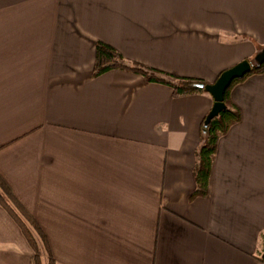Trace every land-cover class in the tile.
I'll return each instance as SVG.
<instances>
[{
	"label": "crops",
	"instance_id": "0c3cea01",
	"mask_svg": "<svg viewBox=\"0 0 264 264\" xmlns=\"http://www.w3.org/2000/svg\"><path fill=\"white\" fill-rule=\"evenodd\" d=\"M98 40L212 83L264 45V0H0V178L55 264H263L264 72L230 89L240 119L193 195L212 97L94 77ZM32 256L0 204V264Z\"/></svg>",
	"mask_w": 264,
	"mask_h": 264
},
{
	"label": "trees",
	"instance_id": "16d2710c",
	"mask_svg": "<svg viewBox=\"0 0 264 264\" xmlns=\"http://www.w3.org/2000/svg\"><path fill=\"white\" fill-rule=\"evenodd\" d=\"M111 69H121L133 72L141 75L147 82L167 85L172 89L173 96L176 97L205 92L204 89L198 87L197 84H207V82L201 79L174 75L154 67L130 61L111 45L98 40L95 44V61L92 75L96 77ZM262 72H264V63L260 65H253L249 73L240 79L233 80L224 93L223 103L225 107L217 114V116L213 117L207 125L204 124L206 117L203 119L200 125L201 144L196 152V163L193 171L197 185L193 195H206L208 193V181L217 141L219 137L228 131L231 125L240 119L239 110L230 102V89L235 83L243 80L247 75L259 74ZM0 189L6 194L7 199L9 200L10 204L13 205L16 211L9 207V204L6 201H3L1 195L0 204L18 223L30 247L34 251V255L32 256V264H42L40 261V249L37 245V240L31 234L32 228L37 233L41 243L45 247V251L48 255L47 264H55L54 259L51 257L50 248L45 233L39 227L33 216L14 198L9 187L1 178ZM18 214L25 221H27V224L31 225V230L26 227L23 221H21ZM260 238L263 248L258 253L257 258L264 264V232L261 234Z\"/></svg>",
	"mask_w": 264,
	"mask_h": 264
},
{
	"label": "water",
	"instance_id": "95a60500",
	"mask_svg": "<svg viewBox=\"0 0 264 264\" xmlns=\"http://www.w3.org/2000/svg\"><path fill=\"white\" fill-rule=\"evenodd\" d=\"M262 63H264V45L256 52L252 60L244 59L223 70L212 83L197 84L198 87L203 88L205 92L210 94L213 99V105L204 121L205 125L225 107L223 103L224 93L232 81L240 79L249 73L253 65H260Z\"/></svg>",
	"mask_w": 264,
	"mask_h": 264
},
{
	"label": "rangeland",
	"instance_id": "374dc122",
	"mask_svg": "<svg viewBox=\"0 0 264 264\" xmlns=\"http://www.w3.org/2000/svg\"><path fill=\"white\" fill-rule=\"evenodd\" d=\"M0 195H1V198L3 199V201H6L8 204H9V207L13 208L14 211H16L13 207V205L10 204L9 200L7 199L6 197V194L0 189ZM19 215V214H18ZM21 221H23V223L26 225L27 228H29L31 230V225L30 224H27V221H25L20 215H19ZM40 227V226H39ZM41 228V227H40ZM42 229V228H41ZM44 232V231H43ZM31 234L33 235V237L37 240V245L40 249L39 251V254H40V261L42 264H47L48 262V255L45 251V247L43 246V244L41 243L40 241V238L39 236L37 235V233L33 230L32 228V231H31ZM47 237V236H46ZM47 241H48V238H47ZM41 243V244H40ZM48 245H49V241H48ZM49 248H50V245H49ZM33 251V250H32ZM50 253H51V249H50ZM33 255H34V251H33ZM51 257L52 259L53 258V255L51 253ZM55 262V261H54Z\"/></svg>",
	"mask_w": 264,
	"mask_h": 264
}]
</instances>
